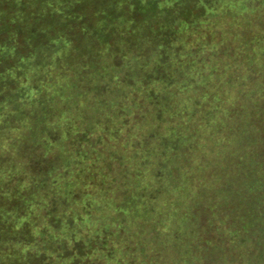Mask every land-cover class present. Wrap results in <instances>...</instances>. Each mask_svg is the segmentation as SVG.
Masks as SVG:
<instances>
[{"label":"trees","instance_id":"obj_1","mask_svg":"<svg viewBox=\"0 0 264 264\" xmlns=\"http://www.w3.org/2000/svg\"><path fill=\"white\" fill-rule=\"evenodd\" d=\"M236 6L264 13L0 0V264H264V25L217 26Z\"/></svg>","mask_w":264,"mask_h":264},{"label":"rangeland","instance_id":"obj_2","mask_svg":"<svg viewBox=\"0 0 264 264\" xmlns=\"http://www.w3.org/2000/svg\"><path fill=\"white\" fill-rule=\"evenodd\" d=\"M231 11H233V12H230L227 16H223L220 20H218L217 21V26H224L225 28H233V30H235L236 32H239V31H243V30H246V29H248V30H250V29H259L258 27H255V26H258V24H260V25H264V13H260L258 16H255V18L256 17H258L257 19H255V20H253L252 22H250V26L248 27H246L245 29L243 28H241V23L238 21V17H236L237 16V12L236 11H241L240 10V7H238V6H236V7H234ZM246 25H244V27H245ZM242 29V30H241ZM229 36V38L230 39H234L235 38V40H236V42L237 43H239V41H241V40H243L242 38V36L240 37V35H234V33H227L226 34V36ZM242 35V34H241ZM250 40H252V39H250ZM254 41V40H253ZM260 41H262V40H257L256 42H260ZM213 42V41H212ZM66 85L68 86V90L70 91V92H72V90L73 91H76V89L74 90L73 89V86H72V84H71V82H70V84H67L66 83ZM85 97L86 96H81V99L79 100V102H82L84 105H86V106H89V98H87L86 99V101H82V99L84 100L85 99ZM75 100V99H74ZM89 111L91 112V115L94 113V111L90 108L89 109ZM202 137H203V135H202ZM202 137L201 136H198V138H199V140L201 141V145L199 146V148H198V146H196V150H195V152H197V151H200L199 153H200V158H202V156H203V154L204 153H206V154H209L210 152H211V149L212 148H217V146H212L213 144H214V142H212V143H210L209 145H208V143H209V140L208 139H206V144L205 145H203V143H202ZM68 142H66V141H64V143H62L61 145H58V147L56 148L57 150H64L63 152H64V154H68L69 152H71L72 150H71V148H70V145H71V142H69V141H71V140H67ZM208 145V146H207ZM88 146H89V144H87L86 142L84 143V147L85 148H88ZM98 146V148H100L101 149V152H102V155L104 156V155H107V157L108 156H110V151H109V149H108V146H106V145H97ZM31 149L32 148H29V149H27L26 150V152L23 154V156L25 157H27V154L31 151ZM92 150H94V149H92ZM25 151V150H24ZM69 151V152H68ZM39 152H42V151H38L37 153L39 154ZM60 153H62L61 151H59V153H57V157H59L58 155L60 154ZM32 154V153H31ZM31 154H28V156H29V158L30 159H34L33 160V166L38 162L37 160H36V158H37V156L36 155H31ZM41 154V153H40ZM51 154V153H50ZM63 154V153H62ZM53 154H51V156H52ZM55 155V154H54ZM65 156V155H64ZM111 156H112V154H111ZM53 158L55 157V156H52ZM110 168V167H109ZM118 171H121V175L123 174V171H125V173H127L128 174V170L126 169V168H124V167H122V166H119L118 164H117V167L115 168V167H113L112 169H111V172H109V174L110 175H114V174H117L116 172H118ZM130 171V170H129ZM118 176V175H117ZM132 176H134L133 174H132ZM134 181H135V179L133 178V180L131 179V181L128 179V181H126V182H128L130 185H128V184H124V186H123V188L124 189H128V187H131L132 188V190H134ZM213 184V183H212ZM127 185V186H126ZM225 190V192H226V189H224ZM232 236V239H234V236L233 235H231ZM221 241H223V246H224V248H227L229 245H232L230 242H228V241H230L229 239H230V236L229 235H227L226 237H224V236H220V238H219ZM217 253V252H216ZM218 261V260H217Z\"/></svg>","mask_w":264,"mask_h":264}]
</instances>
